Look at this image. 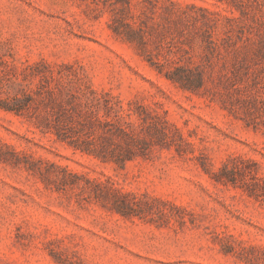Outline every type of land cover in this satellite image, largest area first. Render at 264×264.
Instances as JSON below:
<instances>
[{
    "label": "rangeland",
    "instance_id": "rangeland-1",
    "mask_svg": "<svg viewBox=\"0 0 264 264\" xmlns=\"http://www.w3.org/2000/svg\"><path fill=\"white\" fill-rule=\"evenodd\" d=\"M0 264H264V0H0Z\"/></svg>",
    "mask_w": 264,
    "mask_h": 264
}]
</instances>
